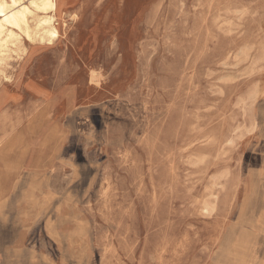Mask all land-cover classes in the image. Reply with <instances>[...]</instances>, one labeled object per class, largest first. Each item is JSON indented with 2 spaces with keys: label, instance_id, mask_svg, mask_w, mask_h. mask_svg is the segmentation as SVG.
<instances>
[{
  "label": "rangeland",
  "instance_id": "1",
  "mask_svg": "<svg viewBox=\"0 0 264 264\" xmlns=\"http://www.w3.org/2000/svg\"><path fill=\"white\" fill-rule=\"evenodd\" d=\"M56 5L0 73V264H264V0Z\"/></svg>",
  "mask_w": 264,
  "mask_h": 264
},
{
  "label": "bare ground",
  "instance_id": "2",
  "mask_svg": "<svg viewBox=\"0 0 264 264\" xmlns=\"http://www.w3.org/2000/svg\"><path fill=\"white\" fill-rule=\"evenodd\" d=\"M26 2L27 4L24 3V0H0V73L12 54L23 51L22 38H26L32 43L50 46L60 37L56 19V0H26ZM130 34L131 32L128 36ZM224 235L225 232L219 245L223 241ZM218 247L213 253L212 259L215 257ZM231 248L233 258L240 257L241 253L236 249V245ZM248 253L249 251L244 252V258ZM213 261L215 260L213 259Z\"/></svg>",
  "mask_w": 264,
  "mask_h": 264
},
{
  "label": "crops",
  "instance_id": "3",
  "mask_svg": "<svg viewBox=\"0 0 264 264\" xmlns=\"http://www.w3.org/2000/svg\"><path fill=\"white\" fill-rule=\"evenodd\" d=\"M2 246H3V243L0 241V250H1Z\"/></svg>",
  "mask_w": 264,
  "mask_h": 264
}]
</instances>
